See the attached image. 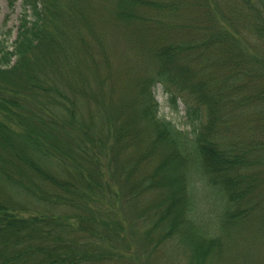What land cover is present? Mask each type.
<instances>
[{
    "label": "trees",
    "instance_id": "trees-1",
    "mask_svg": "<svg viewBox=\"0 0 264 264\" xmlns=\"http://www.w3.org/2000/svg\"><path fill=\"white\" fill-rule=\"evenodd\" d=\"M11 1L0 264H108L131 224L153 264H236L230 227L264 234V0ZM202 192L221 202L212 225Z\"/></svg>",
    "mask_w": 264,
    "mask_h": 264
},
{
    "label": "rangeland",
    "instance_id": "rangeland-1",
    "mask_svg": "<svg viewBox=\"0 0 264 264\" xmlns=\"http://www.w3.org/2000/svg\"><path fill=\"white\" fill-rule=\"evenodd\" d=\"M18 4L19 1H13L12 3L11 0H0V26L5 25V28L14 27L13 36L15 34V26L18 22L19 16ZM121 44H123V41H121ZM127 52L132 55L134 54L133 49H127ZM130 58L131 55H127V59ZM116 82L120 84L122 80ZM154 94L157 100L159 101V113L165 115L167 119L171 120L176 125L180 126L181 124V127H183L181 123L185 120V110L183 102H181V100L178 101L179 110L175 111L174 108L169 104L167 96L165 95V93L162 92V88L159 84L155 87ZM200 196L205 212V216L202 219H204L206 223L212 225L211 222H213V224L216 222L214 212H216L217 210L219 211V209H221V202L216 200V198H213L214 200L207 199L203 192ZM97 203L100 206L94 207L92 210H94L95 208L99 209V214L97 217L99 220H103L105 224H107V221L110 224L112 221H116L118 215L121 214L119 206L118 208L114 209L108 203H106V201H99ZM110 211H114L115 213H117L115 216L117 217L116 220L111 214H108V212ZM30 212L31 211H21L20 214L27 215ZM219 224L220 223L217 222L215 226L218 230V233L220 235H224L227 244L231 243L230 240L227 238L226 229ZM134 227L135 226H132L131 224L129 227L125 228L127 242L125 243L124 247H122V249H117L118 247L116 248L117 251L121 252V255L119 257L115 254H112L113 258H110L111 260L108 262V264H153L151 261V257H148L150 249L143 246L142 242L138 238V234H135L136 231L134 232V230H132L134 229ZM249 229H252V231L249 232ZM235 230L238 232L239 236H234L236 242V248L234 250L236 264H248V260H251L249 264H264V234L259 233L257 224L252 223L249 225V227H247L245 224H243L242 227L237 224H234L232 227H230L229 232L237 234ZM232 245L233 244L231 243V246ZM182 260L180 261L181 263H183ZM157 261L159 260H156V262ZM171 261H168L167 264H169Z\"/></svg>",
    "mask_w": 264,
    "mask_h": 264
}]
</instances>
